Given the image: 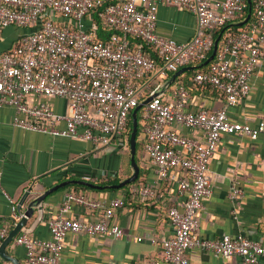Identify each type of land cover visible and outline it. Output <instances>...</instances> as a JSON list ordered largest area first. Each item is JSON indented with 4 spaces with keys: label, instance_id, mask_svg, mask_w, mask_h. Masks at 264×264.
Returning a JSON list of instances; mask_svg holds the SVG:
<instances>
[{
    "label": "built area",
    "instance_id": "1",
    "mask_svg": "<svg viewBox=\"0 0 264 264\" xmlns=\"http://www.w3.org/2000/svg\"><path fill=\"white\" fill-rule=\"evenodd\" d=\"M160 5L185 9L196 17L190 41L181 43L158 34ZM248 7V0H0V41L9 27L29 29L13 49L0 55V108L15 110L16 127L98 147L119 139L128 148L129 119L148 97L144 81L154 74L159 79L140 120L144 151L158 179L177 184L181 201L169 209L173 234L163 240L162 256L152 264H189L193 249L221 258L239 256L242 264H258L264 258V242L242 233L201 237L198 216L212 194L209 164L223 135L240 133L253 140L264 135V124L254 127L229 117L230 109L249 95L264 53V0H254L255 16L248 29L220 38L211 66L196 72L190 86L177 84L168 99L159 93L170 73L206 61L219 31L242 17ZM194 86L222 93L223 107L190 111ZM31 93L65 99L68 113L58 114L47 103L29 105L26 98ZM177 125L201 130L204 141L180 134ZM136 193L156 195L150 185ZM242 194L236 185L230 197L236 200ZM122 204L121 198L108 202L68 190L59 213L49 222L51 238L34 239L23 231L15 243L25 248L26 264H61L69 233L122 238L124 230L114 222ZM76 207L86 209L92 220L71 217ZM8 234V227L0 225V239Z\"/></svg>",
    "mask_w": 264,
    "mask_h": 264
},
{
    "label": "crops",
    "instance_id": "2",
    "mask_svg": "<svg viewBox=\"0 0 264 264\" xmlns=\"http://www.w3.org/2000/svg\"><path fill=\"white\" fill-rule=\"evenodd\" d=\"M251 2L254 4V0ZM240 23L237 25L240 26ZM196 28L197 20L191 12L160 5L157 28L160 36L185 43L193 38ZM28 31L14 26L5 29L0 41V55L13 49ZM218 38L221 35H216V40ZM200 65L181 68L193 67L174 81L173 76L177 72L170 73L159 93L168 99L177 84L190 86V79L200 71ZM144 82L147 100L152 97L150 93L159 79L154 74ZM26 101L29 105L47 103L58 114L68 113L67 101L59 97L31 93ZM224 102L225 96L216 89L190 87V111L202 108L219 110ZM229 117L232 121L254 127L264 124V53L253 75L249 95L230 109ZM14 118L15 110L12 107L0 108V225L7 226L10 233L35 199L64 182L84 181L104 188L86 186L89 189L77 190L75 186L80 184L58 188L39 204L43 206L42 210L34 209L33 216L28 218L19 234L29 231L34 239L49 240V222L59 213L65 193L68 190L84 191L98 200H123L114 222L123 228L124 236L113 239L84 232L69 233L61 264H152L162 256L163 240L173 234L169 209L178 206L181 200L177 195V184L158 179L144 151L141 126L136 153L139 177L121 189H109L107 186L119 184L134 173L131 136L128 148H124L119 139L109 146L98 147L81 139L56 137L16 127ZM59 126L64 127L65 124ZM174 128L182 135L204 141V133L199 129L179 125ZM209 176L212 194L204 200V208L198 215L201 237L219 239L224 235L235 237L242 233L252 240L264 242V135L256 140L240 133L223 135L210 160ZM143 185H150L156 195H138L136 191ZM236 185L243 190V194L232 200V187ZM70 216L87 223L93 218L81 207H76ZM16 237L6 247V254L16 259L18 264H26V250L16 245ZM139 238L142 240L139 241ZM5 239H0V247ZM152 239H156L157 243H153ZM188 258L189 264H242L239 256L221 258L201 249L189 251ZM0 264L16 263L0 255ZM258 264H264V258Z\"/></svg>",
    "mask_w": 264,
    "mask_h": 264
},
{
    "label": "water",
    "instance_id": "3",
    "mask_svg": "<svg viewBox=\"0 0 264 264\" xmlns=\"http://www.w3.org/2000/svg\"><path fill=\"white\" fill-rule=\"evenodd\" d=\"M249 5L250 7H252V2L251 0H249ZM251 15H249L247 17V19H245L243 22L240 23V26L244 25L245 23L248 22V20L250 19ZM219 40L220 38H218L215 41V46H214V50L213 53L211 54V56L209 57V59L204 63L205 65L209 64L216 56L217 51H218V47H219ZM193 67L190 68H184L182 70H180L179 72H177L176 74H174L173 76V81L183 72H185L186 70L192 69ZM152 99V97L148 98L147 100L143 101L138 107H136L132 113V133H131V160H132V166H133V170L134 173L131 177H129L128 179L122 181L119 184L116 185H110L107 186V188L109 189H121L123 187H125L126 185L134 182L137 180V178L139 177L140 174V168L136 162V153H137V134L139 131V118H138V112L141 108H143L144 106H146L150 100ZM69 184H80V185H85L91 188H97V189H102L104 187L101 186H97L94 185L92 183H88V182H84V181H67L64 182L60 185H57L53 188H51L50 190H48L46 193H44L43 195H41L39 198L35 199L33 202L30 203L27 211L25 212L24 217L17 223L16 227L14 229H12L9 233V235L7 236V238L4 240V242L2 243L1 247H0V255L8 260V261H12L16 264L17 261L16 259L9 257L6 254V247L13 241V239L19 234V232L22 230V228H24L28 222V218H31L33 216L34 213V209L38 208L40 210L43 209L42 205H39L41 202L44 201V199L46 198L47 195H49L51 192H54L55 190H57L60 187H64L66 185ZM19 211H21V207H19Z\"/></svg>",
    "mask_w": 264,
    "mask_h": 264
},
{
    "label": "trees",
    "instance_id": "4",
    "mask_svg": "<svg viewBox=\"0 0 264 264\" xmlns=\"http://www.w3.org/2000/svg\"><path fill=\"white\" fill-rule=\"evenodd\" d=\"M249 15H251L250 19L248 20L247 23H245L244 25L242 26H238L237 23L239 22H243ZM254 16H255V9H254V4H252V7H248V10H246V13L239 18V20L237 21H234L230 24H228L227 26L223 27L219 33L217 35H221L223 38V36L227 33H230V34H238L241 30H246L249 28L250 26V23L253 21L254 19ZM233 24V25H232ZM145 50L147 52H151L153 55H154V58L156 59L158 65H162V61L159 59L158 55L156 53H154L149 47H145ZM212 54V53H211ZM210 54V55H211ZM205 62L201 63V67H200V71H206L209 69V67L211 66V63L210 62L209 64L205 65L204 64ZM145 110V107L141 108L138 112V118H139V126H141V123H140V120H141V116H142V113L144 112ZM131 133H132V117H130L129 119V122H128V127H127V131H126V134L130 137L131 136ZM139 134H140V129L138 131V135H137V138H139ZM137 150H138V143H137ZM69 187V186H68ZM78 189H89L88 187L86 186H83V185H76L75 186Z\"/></svg>",
    "mask_w": 264,
    "mask_h": 264
}]
</instances>
